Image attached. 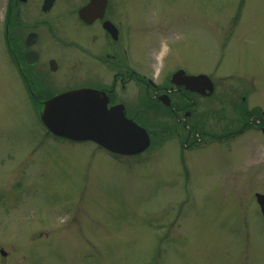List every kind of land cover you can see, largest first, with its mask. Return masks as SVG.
Masks as SVG:
<instances>
[{
  "label": "rangeland",
  "instance_id": "1",
  "mask_svg": "<svg viewBox=\"0 0 264 264\" xmlns=\"http://www.w3.org/2000/svg\"><path fill=\"white\" fill-rule=\"evenodd\" d=\"M34 4L22 8L32 19ZM135 6L139 74L161 82L182 67L213 83V95L198 102L201 115L188 120L197 118L204 135L186 133L166 109H142L137 123L152 145L138 158L47 138L8 62L0 22V264H264V219L254 196L264 195V135L249 116L256 123L264 113V0ZM53 11L38 10L48 22L38 29L43 60L64 64L59 73L68 84H104L97 64L83 58L85 74L76 48L56 42L84 44V28ZM139 96L147 101L146 88ZM234 106L242 117L248 109V128L230 138ZM186 138L194 151L181 153Z\"/></svg>",
  "mask_w": 264,
  "mask_h": 264
},
{
  "label": "flooded vegetation",
  "instance_id": "2",
  "mask_svg": "<svg viewBox=\"0 0 264 264\" xmlns=\"http://www.w3.org/2000/svg\"><path fill=\"white\" fill-rule=\"evenodd\" d=\"M29 1L2 0L0 22L3 27L8 62L15 70L25 91L27 104L35 109L36 115L44 108L47 101L59 95L84 89L95 90L99 93L98 96H94L97 104L105 102L106 111L119 107L125 117L132 122L137 123L138 114L142 109L153 113L158 109H166L169 119L174 124L181 125L185 131L194 130L200 135L203 134L202 124L196 122L197 118L189 124L188 120L201 115L198 107L199 100L209 98L213 93L203 97L201 94L188 92L183 80L186 74L182 67H177L167 80L161 82L157 81V77L139 74L136 59L138 46L136 35L139 30L138 26L134 27L131 24L129 14L136 7L135 0L130 2L129 0H54L48 6L44 5L45 0H38L39 5H33L35 11L32 15L33 19L31 15L24 14L25 10L22 11ZM56 8L66 13L64 18H69L75 25L84 28V33L80 37L84 44L81 41L78 43L66 40L65 37L56 38V42L63 46L76 48V54H73L78 59L76 67L82 64L85 74H87V68L83 63V58L97 64L93 70H97L98 73H101V70L105 72L107 79L104 84L82 85L79 81L76 82L77 84H68L65 75L59 73L64 64H60L59 60L54 58L43 60V53L37 45L40 39L38 29L40 25L48 24V22L38 20V10L40 15L45 16L53 13ZM82 11L83 19L79 15ZM238 14L239 10L233 19L236 20ZM75 65L76 60H71L70 67H75ZM179 71L184 73H179V77H174L173 75L176 73L178 75ZM56 75L58 78L55 77ZM145 76L151 78L152 81L150 82ZM58 79L66 84L57 83L60 82ZM135 83L139 85L138 89L134 87ZM176 83L178 85H175ZM143 88H146L147 101L139 96ZM234 89L232 88L231 92H234ZM244 102L245 98L241 104L244 105ZM240 107L230 108V110L234 109L233 112L237 114L230 118V136H228L230 138L244 135L247 132L248 126L245 119L249 112L247 113L248 109H245V116L242 117ZM249 116H251V127L257 132L261 131L264 135V113H261V119L256 123V119L252 115ZM252 117L254 121L251 120ZM45 134L47 138L51 137L48 133ZM51 139L58 141L53 137ZM215 139L219 140L218 137ZM208 141L213 142L210 139Z\"/></svg>",
  "mask_w": 264,
  "mask_h": 264
},
{
  "label": "water",
  "instance_id": "3",
  "mask_svg": "<svg viewBox=\"0 0 264 264\" xmlns=\"http://www.w3.org/2000/svg\"><path fill=\"white\" fill-rule=\"evenodd\" d=\"M53 1L45 0L44 5H51ZM183 80L192 92L207 96L213 91L206 76H185ZM98 94L94 90H79L59 95L44 104L40 120L55 136L75 142L93 141L116 155L132 156L145 151L149 146L146 132L127 120L119 107L108 112L104 109L105 102L96 104L94 96ZM256 198L264 216V196Z\"/></svg>",
  "mask_w": 264,
  "mask_h": 264
}]
</instances>
